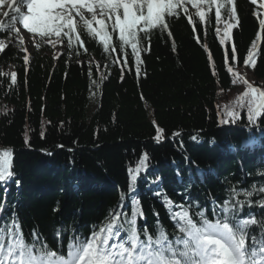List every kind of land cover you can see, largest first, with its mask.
I'll list each match as a JSON object with an SVG mask.
<instances>
[{
    "label": "trees",
    "instance_id": "16d2710c",
    "mask_svg": "<svg viewBox=\"0 0 264 264\" xmlns=\"http://www.w3.org/2000/svg\"><path fill=\"white\" fill-rule=\"evenodd\" d=\"M187 7L195 31L181 11L179 18H167L171 37L153 30L149 43L141 33L140 47L146 50L139 76L130 47L125 64L119 47L108 55L83 31L79 49L65 40L60 54L59 44L44 42L32 53L19 45L0 53V152H11L12 173L7 183L0 181V218H15L26 240L35 232L50 248L60 243L66 250L74 237L104 224L122 194L125 208L138 197L143 211L138 225L147 224L151 233L157 226L154 213L169 234L174 231L165 198L173 202V211L184 205L192 214L205 211L209 219L224 201L240 200L244 206L238 214L258 221L249 234L259 233L264 122L249 125L246 110L231 121L225 110L247 90L243 82L233 83L227 66L240 74L247 69L248 82L264 90V32L256 15L262 9L236 0L240 23L233 41L221 45L214 8L204 24ZM222 17L227 19V9ZM253 43L254 69L244 64ZM145 154L147 168L130 191L129 171ZM244 190L253 195L245 197Z\"/></svg>",
    "mask_w": 264,
    "mask_h": 264
},
{
    "label": "snow or ice",
    "instance_id": "6c2138e0",
    "mask_svg": "<svg viewBox=\"0 0 264 264\" xmlns=\"http://www.w3.org/2000/svg\"><path fill=\"white\" fill-rule=\"evenodd\" d=\"M10 3V11L3 12L7 19L0 23V33H7V37L0 36V53L4 52L13 37L18 40L21 50L27 52L17 24L22 25L33 38H40L37 47L40 42L56 47L66 40L69 48L76 46L79 49L84 45L83 31L89 38L98 41L108 55L115 53L119 47L125 64L130 47L137 76L141 72V52L146 50L140 47L141 33L149 43L153 30L171 37L167 18H179L181 11L195 31L188 4L196 10L195 16L204 24L213 8L215 21L220 24L222 9H227L221 45L233 41V29L240 23L236 0H10ZM250 3L264 9V0H250ZM3 6L4 0H0V7ZM256 15L259 29L264 32V13ZM216 32L220 35L221 30L217 28ZM196 38L199 40V36ZM256 48V43H253L244 61L245 66L253 69L257 62ZM231 56L235 62L237 49L234 42ZM228 59L229 50L225 47L226 65ZM226 70L234 78L233 83L239 80L247 86V90L226 108L225 115L228 120L235 121L240 118V112L246 110L248 124L259 127L264 122L261 120L264 117V90L253 86L232 66H227ZM10 79L15 84L16 74L12 73ZM157 133L155 139L159 141L162 130L157 128ZM146 168L147 154L129 171L130 191L140 172ZM11 174V152H0V181ZM243 194L251 197L253 192L244 190ZM124 201L122 194L120 204L109 214L107 221L98 229L91 230L88 236L74 237L66 250L60 243L57 249L50 248L46 242L40 241L35 232L30 241L26 240L15 218H0V264H264V221L260 222L259 233L250 235L249 226L256 225L258 221L254 216L238 214L244 206L240 200L224 201L220 210L214 209L212 219H209L205 211L192 214L184 205H175L178 210L173 211V202L165 198L164 204L174 227L171 234L160 225L159 213H154L157 216L154 233L148 231L147 224L140 227L138 218L143 217V211L138 197L130 198L129 208H125ZM260 206L264 207V203Z\"/></svg>",
    "mask_w": 264,
    "mask_h": 264
},
{
    "label": "rangeland",
    "instance_id": "374dc122",
    "mask_svg": "<svg viewBox=\"0 0 264 264\" xmlns=\"http://www.w3.org/2000/svg\"><path fill=\"white\" fill-rule=\"evenodd\" d=\"M258 2H259V0H258ZM10 7H11L10 0H4V6L0 7V23H2L3 19H4L3 12L10 11ZM263 13H264V9H263ZM17 27L20 28V30H21L20 34L23 36V38L25 40L24 47L27 48V52L32 53L33 50L37 47L36 44L38 42L39 37L33 38L19 25H17ZM223 27H224V24H223ZM5 42L7 43V40ZM10 45H19L18 40L15 37H13L12 42L8 43V46H10ZM6 48H8V47H6ZM63 50H64L63 44H59V46L56 47V52L58 54H60ZM241 74L245 77V79L252 80V76L250 75L249 71L243 70ZM94 108H95V106H94Z\"/></svg>",
    "mask_w": 264,
    "mask_h": 264
},
{
    "label": "water",
    "instance_id": "95a60500",
    "mask_svg": "<svg viewBox=\"0 0 264 264\" xmlns=\"http://www.w3.org/2000/svg\"><path fill=\"white\" fill-rule=\"evenodd\" d=\"M46 153H49V151H46Z\"/></svg>",
    "mask_w": 264,
    "mask_h": 264
}]
</instances>
